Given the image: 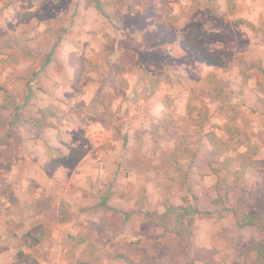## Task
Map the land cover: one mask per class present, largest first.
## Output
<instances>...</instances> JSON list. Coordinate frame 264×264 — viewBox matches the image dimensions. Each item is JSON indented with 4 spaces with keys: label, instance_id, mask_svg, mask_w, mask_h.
Instances as JSON below:
<instances>
[{
    "label": "rangeland",
    "instance_id": "rangeland-1",
    "mask_svg": "<svg viewBox=\"0 0 264 264\" xmlns=\"http://www.w3.org/2000/svg\"><path fill=\"white\" fill-rule=\"evenodd\" d=\"M0 86V264L19 251L29 264H260L245 254L264 242L255 172L227 206L262 222L238 230L214 202L219 180L237 185L223 163L247 148L201 143L227 139L234 108L264 162V0H0ZM50 106L63 119L36 138L28 122ZM167 205L209 215L181 233L175 215L156 218ZM37 224L41 256L24 238Z\"/></svg>",
    "mask_w": 264,
    "mask_h": 264
},
{
    "label": "trees",
    "instance_id": "trees-1",
    "mask_svg": "<svg viewBox=\"0 0 264 264\" xmlns=\"http://www.w3.org/2000/svg\"><path fill=\"white\" fill-rule=\"evenodd\" d=\"M97 4V3H96ZM206 33H203L201 36H203ZM262 71V70H261ZM212 84H217L215 81H213ZM0 91H5L3 87L0 86ZM221 88L218 87L216 88V91H214L213 88L210 90V94L215 96L220 97L221 96ZM151 94V93H150ZM217 94V95H216ZM95 101H99L98 96L96 97ZM20 107L15 106L14 107V119L18 120L22 118V113L20 112ZM40 116L39 118H34L31 120V122L28 124L31 126L32 131L34 132L36 138H40V136L45 132L47 128L52 127V123L49 122L51 118H55L57 121H61L63 117L59 115V109L56 108L55 106H50L47 109L40 110ZM238 112L234 109L231 108L229 111V124L231 123V126L226 128L229 130V134H227V139H221L216 136L213 132H207L205 134V141L204 143H201L203 146L208 143L211 154L215 155L216 157H221L225 152L229 150H237L241 146H246L247 151L240 153L235 159L230 160V161H225L223 164V167H225V170L233 173L234 176H236L237 180H235V186H228L224 179L219 180L217 184L214 186L215 190L218 192H221L224 188L226 189V192L224 195H218L219 197L214 200L215 203L220 204V205H225L227 211H230L234 214L235 216V226L236 229L242 230L246 227H251L257 225L259 221H263L262 217L259 215L253 213L252 211H237L234 206H227V203L229 201V196L230 193L229 190L231 188H237L242 181L243 176L245 175L246 172L252 170L254 171L256 177L258 178L259 182V189L262 190L264 189V162H261L259 160H256L255 157L258 155L257 148L254 147L253 145L248 144L245 139L242 138V134L239 131L240 128L238 127V124L236 123V118H237ZM206 114L202 113L200 118L202 121H207V118H204ZM192 118L191 122H199L197 121V117L191 116ZM188 119V117H187ZM172 120V119H171ZM196 132V131H195ZM154 136H156V133H154ZM194 136V134H191L190 132L188 133L187 137L184 140L180 141V145L175 148L174 151H172L171 154H169V160L174 159V163L178 164L179 159H181L183 156V152L186 150H189L188 147V142L191 141V138ZM189 137V141L187 138ZM238 151V150H237ZM235 162H239V167H231L234 166L233 164ZM179 170L181 167H179ZM220 170V169H219ZM261 188V189H260ZM239 204H243L244 199L238 198ZM203 213V215H209V212H202L198 209L192 210L191 208H188L186 206H169L167 205L166 207V212L164 215L157 216L156 218L161 219L162 222L166 221V216L167 215H175L177 217V224H178V230L179 232H184V226H183V218H185L188 215H192L194 213ZM153 215H157L155 213H151L149 211H145V216L146 218H150ZM43 229L44 225L42 224H37L36 226L32 227L30 230L27 231V233L24 235L25 240L27 242H30L29 246L33 248V246H37L39 249V256H41L43 249H44V240H43ZM227 233V232H226ZM256 252L257 254V261L260 264H264V242L260 241L256 243L253 246L248 247L245 250V254L248 255L250 252ZM33 257L31 255L24 254L22 251H19L17 253V256L15 257V260L13 264H29L31 262V259Z\"/></svg>",
    "mask_w": 264,
    "mask_h": 264
},
{
    "label": "built area",
    "instance_id": "built-area-1",
    "mask_svg": "<svg viewBox=\"0 0 264 264\" xmlns=\"http://www.w3.org/2000/svg\"><path fill=\"white\" fill-rule=\"evenodd\" d=\"M39 264H65V262L60 260H42Z\"/></svg>",
    "mask_w": 264,
    "mask_h": 264
}]
</instances>
